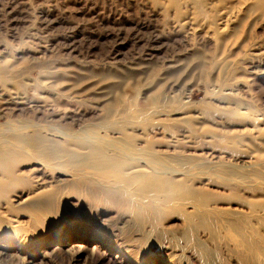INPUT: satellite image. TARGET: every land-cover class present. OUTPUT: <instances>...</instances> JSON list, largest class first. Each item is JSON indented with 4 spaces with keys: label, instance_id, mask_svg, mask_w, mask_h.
<instances>
[{
    "label": "rangeland",
    "instance_id": "rangeland-1",
    "mask_svg": "<svg viewBox=\"0 0 264 264\" xmlns=\"http://www.w3.org/2000/svg\"><path fill=\"white\" fill-rule=\"evenodd\" d=\"M222 13L230 17L224 24ZM184 16L192 17L191 28L180 27ZM17 133L62 144L58 155L45 154V167L22 146L29 161L21 169H37L33 175L59 192L39 226L20 215L17 230L0 231V264H262L264 221L256 223L259 249L236 246L222 230L218 253L194 259L181 247L188 238L180 215L154 229L150 217L103 193L99 182L118 179L105 165L88 183L77 171L86 170L88 145L99 147L92 140L103 137L109 154L118 141L139 156L190 167L203 178L196 186L209 181L223 194L219 206H242L239 195L259 202L260 211L264 0H0V135ZM219 181L240 186L238 194ZM25 188L20 183L15 196L24 197ZM13 206L27 212L22 199ZM165 236L180 242L179 261L161 251Z\"/></svg>",
    "mask_w": 264,
    "mask_h": 264
},
{
    "label": "bare ground",
    "instance_id": "bare-ground-1",
    "mask_svg": "<svg viewBox=\"0 0 264 264\" xmlns=\"http://www.w3.org/2000/svg\"><path fill=\"white\" fill-rule=\"evenodd\" d=\"M175 1L177 3V0ZM178 2L181 3V0H178ZM220 20L221 23L224 24L230 20V17L227 19V17L223 16L222 13ZM193 24L192 17L184 16L180 27L188 29L191 28ZM206 32L209 33L210 30H206ZM225 32L226 27L221 30L218 28L217 34L220 35L216 37V40L219 41L221 37L223 38V34ZM214 34H216V32L212 31L213 37H215ZM184 108H186V106ZM179 110H181L180 106ZM175 112L177 111H174V113ZM109 125L110 124H108V126ZM120 128L122 129V138H129L127 140L131 141L130 138L132 136L129 132H127V128H124V125L120 126ZM44 141H50L51 144H45V147L43 148L42 145ZM92 142H97L99 147L88 145L89 149L85 154H83L81 159V166H83L86 170L77 171L78 174H85V176H81L83 177L84 182L88 183L94 181L95 175L101 173L104 170L105 165L108 168L107 170H110L116 177H118L116 181L98 183L101 185L103 193L106 195L108 194L111 197L109 199L114 200L117 204L120 201L122 204L128 203L134 207L140 215L150 217L152 227L154 229H157V227L169 216L173 214L180 215L184 228V237L188 238L186 243H184L181 247L183 250H186L192 258L196 259L200 257L203 260H208V257H210L214 251H219L222 243L220 235L222 230L228 232L230 239H233L234 244L240 248H248L252 250L254 248L259 249V247L262 246L263 240L259 237L256 231V223L264 221V204H261L263 205V210L261 209L259 211L256 208L259 202L255 203L254 200L248 198L245 199L238 195L239 198L243 199L244 204H242V206H219V201L225 199L224 196H220L223 194H221L218 190L212 189V184L209 181L205 182L203 186H196L195 180L203 178L196 177L194 172L188 171L190 167L187 170H182L175 166H170L165 162V156H139L135 153V149L133 147L129 148L124 144H120L118 141L113 142V144L116 145L117 151L109 154L107 150H105L107 145L105 144L103 137H101V139L92 140ZM174 144L178 143L173 142V145H171V147L176 148L178 145ZM22 146H26L30 149V153L36 159L42 161L41 163H43V167L48 165L46 160H44L45 154L54 156L64 150L62 144H54L49 138L43 140L41 133H34L29 137L21 133L14 134L7 138H3V136L0 135V231L17 230L16 228L20 226V215L28 216V220H30V222L34 221L35 227L39 226L37 223L46 211H50L53 206L52 203L55 201L59 192L55 188L52 189L51 187L45 186L44 183L37 178V176L33 175L37 169H21V165L29 161L27 154L22 152ZM172 153L173 152L170 154L173 155ZM246 162H252V159L247 160ZM97 164L103 165L99 166ZM126 169L128 170L126 171ZM196 172L199 173V171ZM89 173L92 174L89 175ZM235 177L237 176L235 175ZM219 182L221 183V186L226 187V190L231 193L238 194L240 186L232 185L227 181ZM20 183L24 188L28 186L19 192L24 193V197L23 194L15 196V194H17L16 188L19 187ZM133 184L135 185L132 186ZM74 192L76 191L74 190ZM250 193L253 195H256L257 193L262 194L258 188L252 186ZM17 199H22V201L26 203L27 212L23 211L18 213L15 211L17 207L13 206V201ZM12 210L15 212H12ZM22 210L23 209H20V211ZM193 223L202 225L206 230L204 233L210 239H201L197 235V232L194 231L196 228L193 226ZM165 238H167V236H165ZM165 238L163 239V242ZM168 240L169 238H167V242L165 243L158 240L157 242L158 244L162 242L160 246L165 249H162L161 251L167 254L170 259L175 258L178 260L177 257H179L180 254L176 253L175 247L178 245L180 246V242H178L177 238H173L171 241ZM190 240H192L194 245L192 247L189 246L191 243L188 241ZM208 241L213 243V248L207 244ZM167 251L169 252L166 253ZM263 252L264 250L262 253ZM169 258H166L167 261L172 260ZM31 260L34 261V259ZM261 262L264 264V257ZM30 263L31 262L28 261V264Z\"/></svg>",
    "mask_w": 264,
    "mask_h": 264
}]
</instances>
